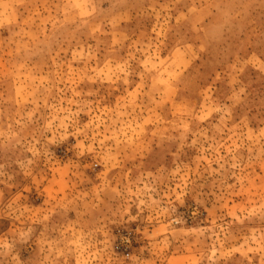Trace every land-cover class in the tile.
<instances>
[{
	"label": "rangeland",
	"instance_id": "374dc122",
	"mask_svg": "<svg viewBox=\"0 0 264 264\" xmlns=\"http://www.w3.org/2000/svg\"><path fill=\"white\" fill-rule=\"evenodd\" d=\"M0 264H264V0H0Z\"/></svg>",
	"mask_w": 264,
	"mask_h": 264
},
{
	"label": "crops",
	"instance_id": "0c3cea01",
	"mask_svg": "<svg viewBox=\"0 0 264 264\" xmlns=\"http://www.w3.org/2000/svg\"><path fill=\"white\" fill-rule=\"evenodd\" d=\"M203 5V4H202ZM206 5H208V4H206ZM206 5H204V6H196V3L195 2H193V6H196L197 8H199V9H205L207 6ZM182 8H183V6H182ZM213 24H214V19H213Z\"/></svg>",
	"mask_w": 264,
	"mask_h": 264
}]
</instances>
